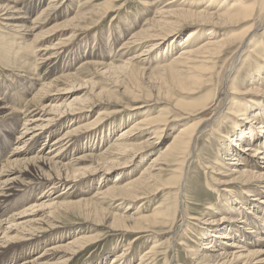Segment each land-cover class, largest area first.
I'll list each match as a JSON object with an SVG mask.
<instances>
[{
  "label": "bare ground",
  "instance_id": "1",
  "mask_svg": "<svg viewBox=\"0 0 264 264\" xmlns=\"http://www.w3.org/2000/svg\"><path fill=\"white\" fill-rule=\"evenodd\" d=\"M97 1L0 0V66L14 58L15 63L11 59L13 66L9 67L18 72L8 76L0 67V264H55V260H60L56 264H67L83 250L84 245L95 239L74 234L71 242L60 244L69 239L61 236L59 240H52L51 233L39 236L38 231L47 227V232H51L57 228V222L52 221V212L61 205L66 189L99 172H102L101 178L106 177L119 163L116 158L120 154H116L111 163L106 155L99 160L93 158L99 165L96 168L85 162L81 166L80 162L86 156L79 155L83 152L89 154V149L85 150L82 144L91 134H103L106 121L99 117L82 124V105L76 102L77 96L71 94L86 89V99L89 95L91 100L100 97L103 89L96 80L113 69L115 56L126 59L124 66L115 70L125 73L135 66V61L147 66L144 56L153 60L161 54L159 46H163L167 50V53L163 51L166 56L163 58H169V61L163 59L162 66L153 72L163 75L166 97H172L170 102L163 97L167 106L163 115L147 117L123 131L117 140L126 159L122 166L131 163L128 156L142 158L141 151H135L137 146H155L177 123L182 126L177 128L173 140L163 152L151 160L146 170H142L145 171L139 178L118 189L97 191L95 200L115 197L112 195L120 192L117 194L118 198L121 197L119 200L135 202L144 195L143 190L159 191L161 186V190H165L170 188L169 185L179 183L173 193L179 200V208L196 135L204 134L211 127L210 132L221 137L226 117L236 119L235 126L252 136V129H258L262 138L257 143L263 142L264 50L261 46L258 50L261 53L255 49L256 33L264 25V6L258 7L259 0H177L178 7L173 3L175 0L172 3H167L170 0H149L143 21L132 20L124 25L116 52L105 48L116 47L113 41L96 50L88 42L76 49V40L80 39L82 32L93 28L94 19L97 18L99 23L111 12L97 17V9L92 6ZM117 2L119 0H106L104 5L114 7ZM261 2L264 5V0ZM247 22L249 25L242 32L219 34L226 25ZM186 25H192L194 29L179 49L173 36ZM208 31L210 37L206 38ZM200 33L203 35L197 38ZM203 38L205 40H201ZM259 44L264 47V40ZM177 49L180 53L176 55L173 52ZM240 64H243L242 68L254 67L256 70L246 82L231 81V74ZM84 71L87 74H83ZM219 74L223 75L221 83L215 81ZM202 92H206L202 100L184 101ZM174 93L181 98L174 100ZM247 125L250 128H245ZM141 127L157 130H154V140L136 145L134 132ZM250 136L238 137L234 148L222 146L228 156L226 160L230 162L223 165L226 170L222 174L226 175L221 176L220 170L209 173L211 178L216 177L214 173L220 175L221 178L215 180L229 191H218L222 193L219 197L224 196L222 207L225 211L220 215L210 213L205 220V232H209V237L204 240L201 251L191 254L196 264H264V149H259L256 140ZM42 139L45 143L36 150ZM259 156L262 157L261 163L255 161ZM166 171L173 174L164 181ZM231 187L235 189L230 190ZM41 189L43 191L39 193ZM58 190L64 191L56 195ZM31 196L38 200L24 203ZM119 216L122 219L112 221L110 226H119L131 233L135 227L130 226L129 221L135 219L129 215ZM154 216L155 225H166L172 219L171 216L166 219L169 215L160 210ZM183 219L186 222L185 214ZM69 233L73 234L72 231ZM176 235L175 232L173 236ZM154 248L143 264L151 260ZM40 251L43 253L35 258L34 254ZM127 251L114 256V260L108 263L122 264ZM167 264L172 263L168 261Z\"/></svg>",
  "mask_w": 264,
  "mask_h": 264
},
{
  "label": "rangeland",
  "instance_id": "2",
  "mask_svg": "<svg viewBox=\"0 0 264 264\" xmlns=\"http://www.w3.org/2000/svg\"><path fill=\"white\" fill-rule=\"evenodd\" d=\"M172 1L174 0H170L167 3H172ZM176 1L177 0H175V2L173 3H175L176 7H178L177 4L179 2ZM186 1L190 2V0ZM105 2L106 0L93 2L92 6L96 7L97 9V17L107 11L111 12H109L107 14V17L101 20L99 23H97V18L94 19V23L91 24V27L93 28H91L87 32H82L80 39L76 40V43L78 45L76 49H78L79 46L82 47L88 42L96 50L97 47L101 48L100 46H102L103 44L110 45V41H113L116 42V47L105 46V48L107 50L114 49V51L116 52L118 49L117 44H119L121 41L120 34L122 33L124 25L128 22H132V20H137V22L143 21L142 18H144L145 16L144 11L149 7L147 6V3H149L150 1L147 0L146 2V0H119V2L115 3L116 6L114 7H112V5H104ZM258 3V7L263 8L264 5L261 0H259ZM255 18L258 19V21L260 19L258 16H256ZM246 25H249V23L247 22L239 25L232 23L223 27V29L219 31V34L223 35L230 32H242L245 29ZM193 29L194 26L186 25L181 28L177 35L173 36V38L177 40V43L180 46L179 49L182 47L184 40L187 39L188 33ZM108 31L110 35L112 34L111 36L108 34ZM201 33L199 34V36L197 35V38H200L203 35ZM207 33H209V31L205 33L206 38L210 37L207 36ZM256 34L257 36H255V38L258 37L259 39H255V41L258 40L255 44V49H257V51L261 50L259 47L261 46L264 50V47L259 44L262 39L264 40V25L257 31ZM129 37L130 35L127 36V38ZM117 38H119V42L117 41ZM201 40H205V38ZM159 47L161 49V54L159 56H156L155 58H153V60H151L148 55H145L143 59H147L146 63L148 65L145 66L139 61H135V66L132 67L133 69L131 68L127 71L128 74L127 72L124 73L121 71H115L119 70L120 67H123L124 62H126V59L124 57L121 59L120 55L115 56V58H113L114 67L113 69H111V71H109L110 73L108 72L107 75L99 77L96 80L98 85L103 89L100 97L95 96L91 100L92 96L89 95L87 97L88 99H86V96L84 94V91L86 89H84L83 91L81 90L82 92H80L79 90V92L71 93L77 96L76 102H78V104L81 103L82 105V124L94 121V119H98L99 117L104 118V121H106V125L103 127V134H91L89 137H87L86 141H84L85 144H82L86 148L85 150L89 149V154L87 153V155L85 154L86 152H83L79 155L82 158H84L83 156H86L84 158L85 160L80 162L81 166H83V162H85L87 166L88 164L89 166L91 164V166H93L94 168L98 167L99 165L97 163H94V157H96V159L98 158L99 160L100 158H106L107 155V157H110L109 161L111 160V163L112 160H115V156H117L118 154H122V156H117L116 161L119 163L116 167H114L113 172L106 175V177L101 178L102 172H99L97 175H93L92 177L79 182V184L77 185H72L69 190L66 189V194H64V196H62L63 199L60 200L61 205L58 209L52 212L54 218L52 221L57 222V228L53 229V231L51 232H47V227H45L46 229H43L44 231H38L39 236H41L43 233H45L46 235L48 233H51L52 240H59L61 236L63 238L69 239L66 241L63 240V242H61L60 244L71 242L72 239H74L72 238L74 234L82 237L92 236L95 238L90 243L84 245L82 248L83 250L77 252V254L72 257V259L67 264H109L108 262L111 261V259L114 260V256L124 252V250L128 251L126 253V256H124L125 259L122 258V260L120 257V259L122 260V264H143L145 261H147L148 258L146 256L149 255V252H152L154 246V254L152 255L151 260H149V262H146V264H167L168 261L172 264H196L194 261V255L191 256V254L201 251V247L205 242L204 240H206V237H209V232H205V230L207 229L204 226L205 220H207L210 217L209 215L211 214L220 215L225 211L222 207L223 203L225 202L223 200L224 196L219 197V193L227 189H225L226 187L219 184V182L215 180L217 178H221L220 175L214 173L216 177L211 178L209 174L213 173L214 171L217 172L218 170H220L218 172L222 174L223 170H226L223 165L228 164L229 160H226L228 159V156L224 154L225 150H222V146L231 145L232 148H234L236 147L235 144H237V140L241 136L244 137L246 135H251L250 139L256 140L255 143L256 145H258V148L264 149L263 132V142L257 143V140L262 138L258 129H252V131H254V133L258 135V137L256 138L254 133L252 136V134H249L248 131L236 127L235 125L237 120L232 119L229 116L228 118H225L226 123L223 124V126L226 127L222 128L224 132L222 133L221 137L217 134H212L210 132L211 127L208 128L206 132H204V134L201 132L196 135V143L194 148L195 150L189 158L190 161L188 166V175L185 177V183L183 185V192L181 195L182 197L180 200L181 204L179 205V208L177 207L179 200L176 199V196L173 195V193L176 192L175 187L179 185V183L175 186L169 185L170 188H167L165 190H161L162 186L159 187V191H152V188L143 190L144 192L142 191V194L144 195L141 196V199H138L135 202L126 200L127 202L125 201L124 203L122 200H119L121 197L118 198L117 194H120V192H116L114 195H112L115 197L107 196V199L95 200L96 194L102 192L103 190L106 191L112 187L118 189L123 185H127L130 181L139 178V175L142 174V172H144L150 166V164L152 163L151 160L153 161L156 157H158L159 154L166 148V145L173 140L172 137L178 131L177 128H179V126H182L181 123H177L175 127L168 130L169 132L167 131V134L164 133L159 141L160 143L158 142L159 144H156L155 146H137V149H135V151L140 150L142 158L140 156H136L134 159H132L131 156H128L131 163H127L128 165L122 166L124 162H126V159L123 158L125 156L123 155L124 150H121L122 148L120 149L118 147L117 140L124 133L123 131L130 126H133L134 124L141 123L147 117L156 118L160 115V113H162L163 115V110L167 108L166 104L163 103V97H166L167 95V86H165L163 83V75H160V73L157 72H153L157 68L162 66L163 59H167V61H169V58H163L165 56L163 53H167V50L163 48V46ZM179 49H177L173 53L176 55L179 54ZM11 59L13 60L14 64L15 59ZM11 59L10 61H8V63H5V67L0 66L1 70L7 73L8 76L16 75L15 73H18L16 70V72L13 70L14 68L9 67L13 66ZM262 59L264 58L262 57ZM242 65L243 64L238 65V68L231 74V81L237 80L238 83L246 82L249 77L254 74V67L242 68ZM256 65L257 67L261 66L260 64ZM142 70H145L146 72L144 73L142 72ZM87 72H89V69L87 70ZM87 72L84 71L83 74H87ZM1 74L2 73L0 72V75ZM218 76V78L216 76L217 79L215 81H220L221 83L223 75L219 74ZM163 88L165 89L163 90ZM173 95L174 100H179L181 98L178 93H174ZM205 95L206 92H202L200 94L196 93L191 95L190 99H185L184 101L192 102V100H202ZM167 97L166 100L170 102L172 97ZM86 102L89 104H87ZM218 105L219 103L216 106ZM216 106H214L212 109H214ZM223 111L225 112L226 109H224ZM259 120L261 121V118H259ZM146 128L147 127H141V129H137L134 132L137 137L135 138L136 145L138 143L140 145V143L142 142H147L148 139L154 140V130L157 129L146 130ZM245 128L250 127H248L247 125ZM44 143L45 141L43 139L40 140V142L36 146V150L38 149V147H40V145H43ZM129 143H131V141ZM239 153L241 154V156H244L242 152L239 151ZM91 154L93 157L91 156ZM99 155L102 157H100ZM261 158L262 157L259 156L255 161L257 163H261ZM144 168L145 170L142 171ZM172 174V172L166 171L164 174V181L170 179L172 177ZM223 175L226 174H222L221 176ZM161 184L163 185V171ZM231 189L235 188L231 187L230 190ZM42 191L43 189H41L39 193H41ZM63 191L64 190L59 192L58 190L56 195L61 194ZM37 200H34V197L31 196L24 203L31 204ZM164 201L165 204L163 205ZM239 207L240 206L237 205V208ZM159 210L169 215V217H165L166 219H170L172 217V219L166 225L163 224V226H161L160 224H154L155 212ZM183 214H185L186 222H184ZM119 215H129L132 217V219L136 220L129 221L131 222L130 226L135 227V229H132L131 233L123 231L122 227L110 226L112 221L122 219ZM185 223L186 225L184 227ZM71 231L73 232V234L69 233ZM175 232L178 236H173ZM36 234L38 236V233ZM211 240L214 239L211 238ZM35 247H37V245L33 246V248ZM40 253H43V251L35 253L34 257H39L38 254ZM142 259L144 261H141ZM53 263H60V260H55L53 261Z\"/></svg>",
  "mask_w": 264,
  "mask_h": 264
}]
</instances>
